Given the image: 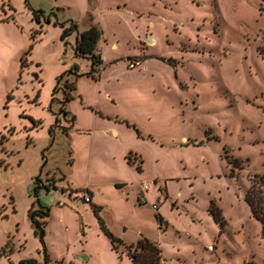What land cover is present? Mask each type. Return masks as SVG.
<instances>
[{
    "label": "rangeland",
    "instance_id": "374dc122",
    "mask_svg": "<svg viewBox=\"0 0 264 264\" xmlns=\"http://www.w3.org/2000/svg\"><path fill=\"white\" fill-rule=\"evenodd\" d=\"M10 7L0 264L45 262V250L48 264H133L141 237L164 264H264L263 223L246 201L264 174V0H0V18ZM72 22L102 28L94 70L76 53L77 30L62 38ZM85 189L92 202L75 198ZM37 199L50 208L43 241L28 213Z\"/></svg>",
    "mask_w": 264,
    "mask_h": 264
},
{
    "label": "trees",
    "instance_id": "16d2710c",
    "mask_svg": "<svg viewBox=\"0 0 264 264\" xmlns=\"http://www.w3.org/2000/svg\"><path fill=\"white\" fill-rule=\"evenodd\" d=\"M3 20H7L8 17H2ZM39 18H37L38 20ZM64 26V25H63ZM77 30L76 35V53L87 57L92 62V70L95 69V66L102 62L101 53L98 48V44L100 39L102 38L103 31L100 25L92 23L90 26L83 30L79 31L78 26L75 22H72L70 26L64 27L62 31V38H65L71 32ZM32 38L35 39V34L32 35ZM30 49L26 51L28 53ZM26 53L21 56V60L24 62L26 60ZM149 58V57H148ZM163 60L166 58L162 57ZM171 61V60H170ZM92 70L88 73L92 75ZM66 87L69 89L68 92L66 91L65 94V101H68L73 98L71 93L72 90L76 88V84L74 81H68L66 83ZM11 99V96H8V100ZM62 112L65 114L68 111L65 109V105L62 106ZM75 116L73 115V119ZM33 120V127L37 126V122ZM128 157V156H127ZM130 160V158H128ZM131 161V160H130ZM142 161V160H141ZM139 170L142 169V166L139 164L137 166ZM40 181V178H37ZM121 186V184H117ZM38 186L37 188H39ZM82 189H77L76 191H80ZM89 193L90 201H91V193L88 189H85ZM36 201L39 202V199L33 201L31 208L29 209V217L36 225V233L40 235L41 240L43 241V237L45 235V225L48 224L47 218L50 216V208L39 204L38 208H34V204ZM246 201L248 202L253 215L263 223V233H264V174H256L253 177L252 183L247 190L246 193ZM100 206L97 204H93V211L99 217L98 211ZM212 213L214 214L215 220L218 221L221 225V232L223 231V227L225 225V219L221 216V212L217 207L212 206L211 208ZM37 216H40L42 220H38ZM158 219L160 224H163L164 217L159 214ZM101 229L104 233L110 238L112 248L116 249L115 243L117 241L122 242L120 238H117L113 235V233L106 227L104 221L99 217ZM162 249L159 247L158 243L152 241L147 237H141L135 246V251H128V254L133 261V264H164L163 263V256H162ZM49 258L48 254L45 250V262H39L36 259L29 258V259H22L20 264H48Z\"/></svg>",
    "mask_w": 264,
    "mask_h": 264
},
{
    "label": "built area",
    "instance_id": "2783aa9c",
    "mask_svg": "<svg viewBox=\"0 0 264 264\" xmlns=\"http://www.w3.org/2000/svg\"><path fill=\"white\" fill-rule=\"evenodd\" d=\"M135 64H136L135 62H130V66L131 67H134ZM137 64H138V62H137ZM148 189H149V185L146 182L141 185V192H140L139 197H138L140 202H142V203L148 202V197H147ZM75 198H77L81 202H89L90 201V196L89 195H84L82 197L81 196H77ZM152 206L154 208L158 209V204L156 202H153Z\"/></svg>",
    "mask_w": 264,
    "mask_h": 264
},
{
    "label": "crops",
    "instance_id": "0c3cea01",
    "mask_svg": "<svg viewBox=\"0 0 264 264\" xmlns=\"http://www.w3.org/2000/svg\"><path fill=\"white\" fill-rule=\"evenodd\" d=\"M11 7L9 8V10H4V12H3V14L5 15V16H7V17H10L11 16ZM9 20V18L7 19V20H3L2 18H0V22H2V23H6L7 21ZM71 188H73V187H71ZM74 189V188H73ZM76 190H77V188H75V192H76ZM70 191V190H69ZM66 192V191H64V192H66V193H68V196L69 197H72V195L70 194V192ZM90 193H91V201H93V194H92V192L90 191ZM158 209H159V206H158Z\"/></svg>",
    "mask_w": 264,
    "mask_h": 264
},
{
    "label": "water",
    "instance_id": "95a60500",
    "mask_svg": "<svg viewBox=\"0 0 264 264\" xmlns=\"http://www.w3.org/2000/svg\"><path fill=\"white\" fill-rule=\"evenodd\" d=\"M83 258H85L86 256L85 255H82Z\"/></svg>",
    "mask_w": 264,
    "mask_h": 264
}]
</instances>
